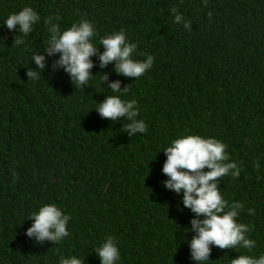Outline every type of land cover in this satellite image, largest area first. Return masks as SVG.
I'll return each mask as SVG.
<instances>
[{
    "label": "trees",
    "instance_id": "16d2710c",
    "mask_svg": "<svg viewBox=\"0 0 264 264\" xmlns=\"http://www.w3.org/2000/svg\"><path fill=\"white\" fill-rule=\"evenodd\" d=\"M25 6L40 17L31 32L0 26V264L73 255L101 264L96 248L108 236L117 264H196L188 242L196 233L187 230L197 214L163 183V150L184 134L226 145L240 175L230 171L218 187L229 205H244L237 221L256 241L251 250L212 245L207 264L264 254V0H0V25ZM85 18L97 50L89 82L76 87L56 64L61 53L49 54V30ZM121 29L137 44L135 59L154 58L138 78L118 73L116 61L101 66L100 38ZM33 55L45 57L43 69ZM117 80L122 98L136 100L144 133L130 135V120L96 108ZM47 203L70 216L58 242L26 234Z\"/></svg>",
    "mask_w": 264,
    "mask_h": 264
},
{
    "label": "clouds",
    "instance_id": "9594fccd",
    "mask_svg": "<svg viewBox=\"0 0 264 264\" xmlns=\"http://www.w3.org/2000/svg\"><path fill=\"white\" fill-rule=\"evenodd\" d=\"M172 11L176 12V9ZM182 19L184 17L177 13L174 23L179 24ZM39 20L38 13L31 6H25L18 12L9 14L0 26H6L9 30L18 28L26 36ZM183 25L189 28L190 22L185 20ZM49 31V54L61 53L56 64L64 68L76 87L86 85L92 76L90 69L94 65L91 57L97 50L93 42V37L96 36L93 23L85 18L63 31L58 24H53ZM23 43L22 39L16 38V45ZM99 43L105 49L99 57L101 66L116 61L115 70L120 74L138 78L153 65L154 58L151 55L143 60L134 58L137 44L127 40L123 29L101 37ZM32 59L40 69L45 67L43 55H33ZM27 75L30 79L38 78L37 72L30 69ZM110 89L114 95H108L96 107L100 115L110 119L126 117L131 121L125 125L130 135L144 133L146 123L137 118L139 109L136 100L122 98L127 89L121 91L119 80L113 81ZM225 149L226 145L214 137L184 134L172 140L163 150L167 159L162 171L169 177L163 182L164 185L176 193L183 192V205L197 214L191 221V229L187 230L196 233L188 241L191 259L196 264H207L212 245L221 249L251 250L256 247V241L247 235L248 225L237 221L244 205L241 202L229 205L218 187L219 177L230 171L233 176L240 175L236 163L229 162ZM29 218L34 219V223L27 229L26 234L35 236L38 241L49 239L58 242L69 234L70 216L56 203L43 204ZM96 251L101 264H117L120 259L118 243L112 236L102 240ZM59 264H83V261L73 255L61 257ZM230 264H264V254L258 257L240 254L232 258Z\"/></svg>",
    "mask_w": 264,
    "mask_h": 264
}]
</instances>
